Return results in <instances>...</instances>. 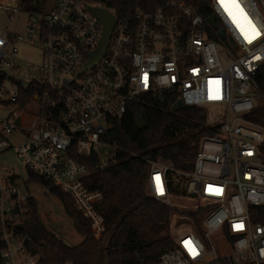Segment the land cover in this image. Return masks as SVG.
Here are the masks:
<instances>
[{
    "label": "built area",
    "instance_id": "built-area-1",
    "mask_svg": "<svg viewBox=\"0 0 264 264\" xmlns=\"http://www.w3.org/2000/svg\"><path fill=\"white\" fill-rule=\"evenodd\" d=\"M236 3L239 8L226 10L221 0H206V16L190 0H170L153 12L119 17L87 0H57L41 13L23 11L21 0H0L7 25L27 16L23 33L0 31V72L15 77L20 45H39V82L55 92L27 113L18 87L7 90L15 85L3 84L0 104L14 110L0 117V156L14 151L27 173L70 195L100 240L103 195L85 186L93 170L76 156H95L102 170L116 162L126 151L115 142L114 122L145 97L170 93L182 106L205 109L207 119L213 109L216 118L207 127L215 134L200 139L189 169L150 163L149 195L168 207L198 212L197 218L188 216L185 230L173 231L175 245L160 264H264V225L253 223L251 213L264 207V126L248 118L264 105L257 82L264 64V0ZM90 7L108 10L117 22L106 54L83 71L104 31ZM252 26L260 34L249 40ZM27 181L28 174L22 179L13 170L0 171V264L41 259L27 232L33 197Z\"/></svg>",
    "mask_w": 264,
    "mask_h": 264
},
{
    "label": "trees",
    "instance_id": "trees-1",
    "mask_svg": "<svg viewBox=\"0 0 264 264\" xmlns=\"http://www.w3.org/2000/svg\"><path fill=\"white\" fill-rule=\"evenodd\" d=\"M101 3L121 17L130 11L153 12L170 0H87ZM206 16V0H190ZM48 0H21L25 12H47ZM11 82L20 91L19 104L23 111L35 102L41 106L46 97L55 95L47 85L32 81L27 91L22 82L0 72V89ZM257 82L264 92V64L257 73ZM179 98L170 93L163 97L148 96L130 105L129 112L115 123V142L126 152L106 169H97V158H79L90 165L92 174L84 180L90 191L101 192L103 199L98 210L105 219V234L97 240L86 226V219L75 207L74 199L56 188L50 181L28 172L27 187L43 185L64 205L76 231L84 238L77 246H68L41 222L37 200L30 199L31 211L27 232L33 248L41 255L38 264H160L164 253L171 250L175 241L169 226L175 209L166 206L148 193L147 182L151 162L163 161L176 168L189 169L195 159L200 139L213 135L207 127V111L199 107L174 105ZM2 104H0L1 106ZM5 106H10L5 103ZM142 111L148 125L146 130L137 127V113ZM264 126V105L248 117ZM253 223L264 225V207H252ZM197 218V213L183 212Z\"/></svg>",
    "mask_w": 264,
    "mask_h": 264
},
{
    "label": "rangeland",
    "instance_id": "rangeland-1",
    "mask_svg": "<svg viewBox=\"0 0 264 264\" xmlns=\"http://www.w3.org/2000/svg\"><path fill=\"white\" fill-rule=\"evenodd\" d=\"M57 0H48L47 7L52 9ZM25 14L17 15V21L13 25L5 23V17L0 15V31L7 30L10 33H23L25 28ZM10 49L7 53L10 54ZM16 69L13 73L15 78L21 82L40 81L43 78V55L39 45H30L23 43L20 45V52L16 58ZM17 86L7 85V90H15ZM35 102L29 105L26 112L30 109H37ZM12 106H0V117L10 111H13ZM216 115L213 109L209 110L208 124L213 122ZM207 125V122H206ZM17 141V140H14ZM14 171L22 179L27 177V169L17 157L14 151L0 156V171L6 175L9 171ZM57 188V187H56ZM30 193L37 200L40 220L43 225L52 233L56 234L68 246H77L84 241V238L76 231L72 219L65 212L63 203L54 195H52L43 185L34 184L30 187ZM176 211L171 218L169 232L174 238V233L180 230H185L188 224V216L182 214L188 212L184 206H174Z\"/></svg>",
    "mask_w": 264,
    "mask_h": 264
},
{
    "label": "water",
    "instance_id": "water-1",
    "mask_svg": "<svg viewBox=\"0 0 264 264\" xmlns=\"http://www.w3.org/2000/svg\"><path fill=\"white\" fill-rule=\"evenodd\" d=\"M90 10L96 16V18H98L99 21L103 24L104 31H103V37L101 39L99 49L96 52L92 53V61L85 66L83 71H86L90 68H93L101 60V58L106 54L107 47L109 44V40L111 38L113 28L117 22L116 17L114 15H112V13H110L106 9L90 7ZM209 20H210L211 24L216 28L215 17L214 16L210 17ZM220 36L222 38H224V32H221ZM22 87L24 88L25 91H27L30 87V83L29 82H22ZM181 106H182V102L178 101L174 105L173 110L176 111ZM136 120H137V127L140 130H146L148 128V125L144 119V116H143L141 110H138Z\"/></svg>",
    "mask_w": 264,
    "mask_h": 264
},
{
    "label": "snow or ice",
    "instance_id": "snow-or-ice-1",
    "mask_svg": "<svg viewBox=\"0 0 264 264\" xmlns=\"http://www.w3.org/2000/svg\"><path fill=\"white\" fill-rule=\"evenodd\" d=\"M221 3L222 5L225 6V9L228 10V7L230 5H233L235 6L236 8H239V4L236 3V0H221ZM230 15L232 14L231 12L229 13ZM245 20H247V17H245ZM249 24H251V22L249 21ZM239 26V25H238ZM243 31V29H242ZM251 32H252V35L251 36H248L246 34V38H248L249 40L251 39H254L255 36L259 35L260 33L255 29L254 26L251 27ZM157 180H159V177H157Z\"/></svg>",
    "mask_w": 264,
    "mask_h": 264
},
{
    "label": "bare ground",
    "instance_id": "bare-ground-1",
    "mask_svg": "<svg viewBox=\"0 0 264 264\" xmlns=\"http://www.w3.org/2000/svg\"><path fill=\"white\" fill-rule=\"evenodd\" d=\"M230 10H235V9H237L235 6H233V5H230Z\"/></svg>",
    "mask_w": 264,
    "mask_h": 264
},
{
    "label": "crops",
    "instance_id": "crops-1",
    "mask_svg": "<svg viewBox=\"0 0 264 264\" xmlns=\"http://www.w3.org/2000/svg\"><path fill=\"white\" fill-rule=\"evenodd\" d=\"M8 113H9V112H8ZM8 113H7V114H8ZM5 115H6V114H5ZM5 115H4V116H5ZM14 140H17L16 143L19 142V141H18V138L14 139Z\"/></svg>",
    "mask_w": 264,
    "mask_h": 264
}]
</instances>
